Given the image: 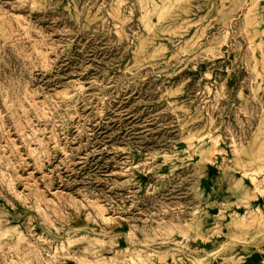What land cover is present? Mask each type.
I'll return each instance as SVG.
<instances>
[{
  "label": "rangeland",
  "instance_id": "374dc122",
  "mask_svg": "<svg viewBox=\"0 0 264 264\" xmlns=\"http://www.w3.org/2000/svg\"><path fill=\"white\" fill-rule=\"evenodd\" d=\"M0 264H264V0H0Z\"/></svg>",
  "mask_w": 264,
  "mask_h": 264
}]
</instances>
